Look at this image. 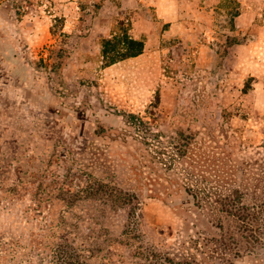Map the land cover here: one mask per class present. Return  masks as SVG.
Returning a JSON list of instances; mask_svg holds the SVG:
<instances>
[{
	"label": "rangeland",
	"instance_id": "rangeland-1",
	"mask_svg": "<svg viewBox=\"0 0 264 264\" xmlns=\"http://www.w3.org/2000/svg\"><path fill=\"white\" fill-rule=\"evenodd\" d=\"M122 32L143 53L106 66ZM263 144L264 0H0V264H264L205 180Z\"/></svg>",
	"mask_w": 264,
	"mask_h": 264
},
{
	"label": "trees",
	"instance_id": "trees-1",
	"mask_svg": "<svg viewBox=\"0 0 264 264\" xmlns=\"http://www.w3.org/2000/svg\"><path fill=\"white\" fill-rule=\"evenodd\" d=\"M122 33V35L103 40L102 54L106 66L143 53L144 43L142 41L132 38L126 32ZM262 149L263 152L257 151L261 155L259 159L243 161V163L233 159L228 164L227 170L212 172L216 179L211 180L205 176L206 181L216 184L212 192L214 202L220 205L221 213L227 215L231 223L236 226L238 233L245 239L248 252L264 246V144ZM7 173L0 172V181L5 179ZM44 180L42 181L40 177L26 178L20 199L26 206L24 222L27 225L41 226L43 232H46L52 230L56 224L57 219L52 210L56 207L55 201L60 200L61 197H55V191L48 193L41 188L43 185H53V183L55 186L57 179L55 178L52 183L48 182L53 180L52 177H45ZM203 200L207 201V199ZM208 206L211 205L208 204ZM219 227L222 229L223 225ZM231 234L236 240L237 232H231ZM33 242L37 244L38 250L46 251L48 242L45 240V235L35 240L32 239L30 243ZM59 247L61 248V245ZM237 247L238 242L233 241L232 248ZM239 254L237 253L238 256Z\"/></svg>",
	"mask_w": 264,
	"mask_h": 264
}]
</instances>
